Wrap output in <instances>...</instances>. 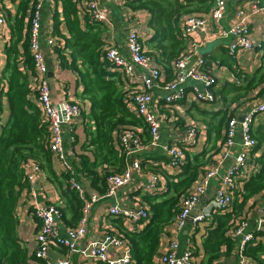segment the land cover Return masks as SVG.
<instances>
[{
	"label": "trees",
	"instance_id": "16d2710c",
	"mask_svg": "<svg viewBox=\"0 0 264 264\" xmlns=\"http://www.w3.org/2000/svg\"><path fill=\"white\" fill-rule=\"evenodd\" d=\"M82 1L59 0L61 13L53 16V33L58 43L63 44L57 49L61 67L76 76L77 85L82 88L77 97L89 104L87 115L83 114L86 141L78 156L80 167L76 166V176L80 173L91 186L98 187L100 193L105 194L107 178L121 173L128 165L119 143L122 131H132L143 146L149 144L150 136L146 124L130 109L131 89L126 79L105 60L104 26L92 22L86 12L79 10ZM10 2L15 13L7 18L10 40L4 48L6 60L0 72V97L6 98L8 108V118L0 125V264H45L36 258V250L30 254L18 236L16 210L22 194L30 192L25 173L27 162L38 163L48 179L57 182L62 193L65 190L63 194L68 200L70 216L64 220L70 228L80 220L83 202L69 188V173L64 172L57 177L52 169V155L48 148L49 124L42 116L32 83L36 73L29 50L28 11L31 0ZM125 6L130 12L145 11L148 14V27L152 34L147 40H142V44L154 64L170 75L173 62L185 53L191 41L182 34V19L187 15L209 14L213 0H126ZM63 23L66 35L60 31ZM66 53L69 60L64 55ZM263 69L260 68L252 79L241 85L225 84L218 93V99L228 108L244 103L258 87L264 85ZM3 86H6L5 91ZM263 90L253 98H258ZM233 117V112L227 113L226 110L212 113L205 121L206 141L207 144L212 142V146H205L198 154L185 153L179 173L166 177L165 194L142 198L149 207V221L140 230L124 231L123 234L133 264H154L165 227L174 223L181 200L192 191L204 167L209 164V158L218 151L216 144L218 141L223 143L224 130ZM250 135L256 142L250 154L255 172L247 180L240 181L231 212H214L206 220L209 223L204 226L203 264H216L220 259L235 255L237 241L232 232L246 219L247 203L264 196V125L251 127ZM258 152L260 154L256 157ZM253 232L254 237L264 235L261 230L254 229ZM244 255L250 264H264V243L254 241L247 244Z\"/></svg>",
	"mask_w": 264,
	"mask_h": 264
},
{
	"label": "crops",
	"instance_id": "0c3cea01",
	"mask_svg": "<svg viewBox=\"0 0 264 264\" xmlns=\"http://www.w3.org/2000/svg\"><path fill=\"white\" fill-rule=\"evenodd\" d=\"M225 14L219 24H215L208 14H201L205 16V27L203 31H197L191 37L195 42L201 43L202 46L198 49V55L205 60L206 70L209 71L215 80V87L217 96L219 91L225 84L241 85L252 79L260 68L264 67V0H224ZM126 0H99L100 7L106 14V22L102 23L105 28L103 40L106 48H116L123 56L127 57L126 38L129 33L136 32L143 41L151 37V30L148 27V14L145 11L130 12L125 6ZM6 15V27L0 26V72L5 66L6 57L4 55V48L8 45L10 40V30L7 24L8 16H13L15 7L10 0H0ZM258 4L261 10L252 14V7ZM239 12L248 14L247 25L249 29L248 38L253 44L249 50H242L236 53L235 56H230L228 53L229 39L220 38V32L227 29L232 23L238 19L236 15ZM55 13H61V6L59 0H46L42 14L41 29L39 33V43L45 57V62L48 68V80L51 90V100L53 103L59 104L61 102L72 101L76 102L81 108V116L76 119L71 126L63 125L65 149L67 157L69 153L74 156H69L72 165L80 167V159L78 156L82 153V145L86 141L84 132L85 119L83 114L88 113L89 104L87 101L80 100L77 96L81 93L82 88L77 85L76 76L61 67L60 56L58 55L57 37L53 33V16ZM83 24V22H82ZM84 28L83 25H81ZM62 35H66V28L64 23L60 26ZM53 39L54 44L49 46L47 41ZM69 60V54H64ZM59 63V64H58ZM154 63V62H153ZM155 65V64H153ZM156 66V65H155ZM160 67V66H157ZM163 78H171L172 72L167 74L165 70L160 67ZM35 71V70H34ZM264 72V69L261 73ZM140 70H137L132 76L125 78L129 89H133L140 83ZM33 86L36 84V79L33 80ZM264 88L261 85L250 95L247 101L242 104H234L228 108L220 99L214 103H203L197 101L193 94L186 90L183 100L178 103L173 111L172 117L174 119H167L161 123L160 140L154 145H144L136 155L133 156L132 161L138 160L140 162V171L133 172L132 182L122 188L115 190L110 197L101 194L98 187H93L90 183L80 175L77 176L80 185L84 189L86 199L96 194L99 196L98 202L92 207L87 215L86 236L80 243L75 253L69 254L65 249L51 247L47 253V258L44 260L45 264L55 263L59 260L69 258L70 264H103L95 262L86 256L85 250L93 245H99L104 241L106 235H114L122 237L124 231L135 232L140 230V227L129 224L128 222L111 217L108 214V209L116 206L123 210L137 211L140 209H148L149 207L143 201L144 196H158L163 195L167 191V176H173L179 173V169L171 170L168 168V161L165 155V147L167 145L182 146L186 134V128L194 123L196 127V138L193 144L186 146L188 154H198L204 147H211L212 142L207 144L206 141V123L208 117L218 111L226 110V112H233L234 116L246 114L249 110L254 108L261 100H264V90L258 98H253L257 92ZM156 101H162L163 93L160 90L153 92ZM219 98V96H218ZM0 125L5 123L8 118V108L6 98L0 97ZM170 116V115H169ZM90 125H92L90 123ZM264 125V114L255 115L252 121V128ZM241 132L236 130L235 144L230 149L229 157L221 165H219V145L216 147L218 151H214L209 158V164L204 167L203 171L207 169L219 168L220 174H223L227 168L232 164L233 157L240 151L239 142L241 140ZM207 144V145H206ZM260 152L256 153V157ZM51 165L57 177H60L64 171L59 160L51 154ZM166 159V160H165ZM247 169L242 172L236 184L234 193L239 191L241 186L240 181L247 180L248 174L253 172V162L248 157ZM41 168V167H40ZM156 173L162 176L164 184L157 190L155 194H148L145 192L143 185L146 174ZM204 173V172H203ZM194 187V185H193ZM192 187V189H193ZM71 189V186L69 187ZM217 189L227 191L217 179H213L206 189L205 193L200 197L198 204L194 207L191 217L200 212L210 210L213 195ZM37 194V202L43 206L55 205L61 210L60 218L57 226L59 232L64 235L67 230L71 229L67 225L69 219L68 200L66 199L65 190L63 193L58 188L57 182L54 183L48 179V176L41 168V173L37 175V182L34 186ZM68 195V194H67ZM31 198L27 194H22L16 214L19 220L18 236L21 242L28 248L30 254L35 252L37 246L35 237L37 235L36 222L31 216L30 202ZM232 211V206L228 212ZM245 220L248 223L247 232H253L259 220L264 219V196L256 197L249 201L246 205ZM63 214V215H62ZM63 217V218H62ZM65 217V220H64ZM209 219V218H208ZM207 219V220H208ZM208 221L204 220L197 226H193L189 219L186 226L182 230H177L175 222L166 226L161 236L160 247L154 258V264H160V258L163 256L168 244L171 241H177L179 244L180 253L191 252L193 264H203L204 253L202 248L203 239L206 235L204 226L208 225ZM264 231V227L260 229ZM237 242H239L237 240ZM256 242L264 243V235L256 237ZM108 253L111 258H119L121 255L127 253V245L120 248L118 251L107 245ZM235 256V255H234ZM232 256V257H234ZM228 259H220L216 264H228Z\"/></svg>",
	"mask_w": 264,
	"mask_h": 264
},
{
	"label": "built area",
	"instance_id": "2783aa9c",
	"mask_svg": "<svg viewBox=\"0 0 264 264\" xmlns=\"http://www.w3.org/2000/svg\"><path fill=\"white\" fill-rule=\"evenodd\" d=\"M45 1L31 0L28 11L30 30L29 50L36 73L35 88L37 91V102L44 120L49 124V151L59 160L63 171L69 173L71 189L76 192L78 198L83 202V206L81 218L77 225L62 235L57 226L58 219L60 218L59 208L55 205L43 206L36 199L37 194L34 186L37 182V175L41 173V168L34 161L27 162L25 173L30 192L26 194L31 198V216L37 226L35 256L43 261L46 260L47 253L51 247L65 249L69 254L77 251L80 243L86 236L87 215L100 199L96 194L86 199L84 189L80 185L74 166L69 159V156H74V154L69 153L70 155L67 157L65 149L63 125L71 126L81 116V108L76 102L72 101L61 102L59 104L53 103L50 97L51 90L47 77L48 68L39 43ZM252 9V14L261 10L258 4H254ZM79 10L86 12L92 22L100 24L106 22V14L100 7L99 0H84L79 5ZM224 14L225 1L213 0V7L208 16L215 24H219ZM236 17L238 19L236 22L220 32V38H230L232 40L228 45V53L232 57L239 51L249 50L253 47L252 42L248 38L247 19L249 15L239 12ZM205 23L204 15H187L181 22L182 34L191 39L194 33L204 30ZM0 26L6 27V15L1 4ZM47 43L49 46H52L54 41L53 39H49ZM201 46V43L191 39L185 53L173 62L171 68L172 75L169 80L163 78L160 67L153 65V61L146 54L147 50L142 44V39H140L136 32L129 33L126 38L127 57L123 56L116 48H106V62L124 78L132 76L137 70L141 72L140 83L131 90L129 106L135 115L146 124L150 136V145H154L160 140L161 123L169 118L174 119L172 117L173 111L176 109L175 107L178 103L183 100L186 90H189L199 102L214 103L218 100L216 90L214 89V77L206 70L205 60L198 55V49ZM5 90L6 86H3V91ZM155 90H160L163 93L162 101L159 102L154 99L153 92ZM258 114H264V100H261L254 108L244 114L241 122L237 121V116H234L228 122L224 130V141L219 145V165L229 157L230 149L235 144L237 129L242 134L239 142L240 151L233 157L232 164L223 174H220L218 167L203 171L204 173L195 182L192 191L180 202L179 213L174 221L177 230H182L189 219L193 226H197L210 218V215L214 212L226 213L230 210L237 179L247 169L248 157L256 146V142L250 135V129L253 118ZM195 138L196 127L192 123L186 128L182 146L167 145L165 147L169 169H178L180 164L185 161L186 146L193 144ZM119 143L128 165L121 173L113 174L107 178V191L105 195L107 197L112 196L116 189L129 185L132 182L133 172L140 171V162L138 160L132 161L133 156L144 147L138 136L132 131L124 130L119 136ZM252 169V174H248L245 179L250 178L254 174L255 167L253 166ZM213 179H217L227 191L217 189L213 195L210 210L208 209L191 217L192 210L198 204L200 197L205 193ZM162 184L164 182L160 174L148 173L145 176L143 188L146 193L155 194L163 186ZM108 214L111 217L122 219L129 224L140 227V229L150 218V213L146 208L133 211L112 206L108 209ZM247 226L248 223L244 220L238 223L235 227L236 229L232 232V236L236 241H239L237 242V249L232 264H250V260L244 255V248L247 244L256 242V237H254V232H247ZM263 227L264 219L257 222L255 230H260ZM107 245H110L116 251L127 245V253L121 255L119 258H111ZM85 254L95 262L103 264H133L127 241L122 237L114 235H106L102 243L88 247L85 250ZM159 261L160 264H193L192 253H180L177 241H171L168 244ZM51 264H70V260L66 258Z\"/></svg>",
	"mask_w": 264,
	"mask_h": 264
},
{
	"label": "water",
	"instance_id": "95a60500",
	"mask_svg": "<svg viewBox=\"0 0 264 264\" xmlns=\"http://www.w3.org/2000/svg\"><path fill=\"white\" fill-rule=\"evenodd\" d=\"M243 117H244V115H240V116H238V117H237V121H238V122H241V121H242V119H243ZM233 261H234V257H232V256H231V257H229V259H228V262H227V263H228V264H232V263H233Z\"/></svg>",
	"mask_w": 264,
	"mask_h": 264
}]
</instances>
